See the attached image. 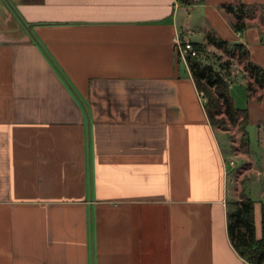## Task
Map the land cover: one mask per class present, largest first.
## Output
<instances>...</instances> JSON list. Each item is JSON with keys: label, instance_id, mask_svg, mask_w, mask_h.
I'll return each mask as SVG.
<instances>
[{"label": "crops", "instance_id": "obj_1", "mask_svg": "<svg viewBox=\"0 0 264 264\" xmlns=\"http://www.w3.org/2000/svg\"><path fill=\"white\" fill-rule=\"evenodd\" d=\"M236 3L264 0H0V264H249L227 234L246 157L174 44L218 69L210 33L264 65L258 19L237 33L222 8Z\"/></svg>", "mask_w": 264, "mask_h": 264}, {"label": "trees", "instance_id": "obj_2", "mask_svg": "<svg viewBox=\"0 0 264 264\" xmlns=\"http://www.w3.org/2000/svg\"><path fill=\"white\" fill-rule=\"evenodd\" d=\"M182 5H194L202 2L193 0H178ZM258 7L256 4H230L223 5L226 12H232L235 21L232 24L237 33H242L248 27L246 19L256 17ZM263 40V39H262ZM207 44L220 49L225 55L236 58L242 65L245 72H248L247 91L249 98L254 97L255 90L261 91V98H264V67L254 63L248 54V49L241 43H228L208 33ZM198 57H187L188 68L191 71L193 82L198 93L206 99L204 112H206L210 124L214 127H226V125L239 126L246 136L248 127V111L235 107L230 97L229 81V60L220 62L218 69L210 64H202V46L194 44ZM219 60V58H218ZM259 98L260 102L262 99ZM240 198L231 203L227 213V234L235 252L238 253L249 264H264V201L260 202L262 234L260 239L255 236L256 227L254 224L255 201L245 195L244 191L239 193Z\"/></svg>", "mask_w": 264, "mask_h": 264}, {"label": "rangeland", "instance_id": "obj_3", "mask_svg": "<svg viewBox=\"0 0 264 264\" xmlns=\"http://www.w3.org/2000/svg\"><path fill=\"white\" fill-rule=\"evenodd\" d=\"M256 18L258 19L257 24L261 25V27L257 26V28L260 30V37L263 39L262 44L264 48V7L257 9ZM203 48L202 52H204V58L208 57L206 60L216 65L218 62L217 57L213 53L207 52L205 47ZM221 58L222 61L229 60L230 62L228 67V73L231 76V78H229V93L230 97L233 99L235 107L238 109L250 110V104L255 103L260 104L257 107L261 110H264V98L262 99L260 96L261 91L255 90L254 85V97L249 98V96H247V84H242L241 82L243 81L247 83L249 80L248 72L244 71V68L236 58L230 60L229 57L224 53ZM260 66L264 67L263 64ZM259 98L262 99L260 102L258 101ZM259 125H262L263 127L261 131H259ZM225 128L228 129L230 139L233 142L231 149L232 153L237 154L239 152L243 154L244 157H246V161H240L241 165L236 167L237 169L233 171L232 187L234 196H236V199H239L240 196L238 190L242 188L241 192L245 191L246 196H248L250 199H253L255 202L264 201V115H255L253 112L250 116L248 115V127L246 132L248 133L247 136L249 139V147H247V145L243 142L244 139L242 138V142L239 143V126L226 125ZM236 165H238V163H236ZM230 168H234V166H231Z\"/></svg>", "mask_w": 264, "mask_h": 264}, {"label": "built area", "instance_id": "obj_4", "mask_svg": "<svg viewBox=\"0 0 264 264\" xmlns=\"http://www.w3.org/2000/svg\"><path fill=\"white\" fill-rule=\"evenodd\" d=\"M174 44L176 47V50L180 56H182L184 59L187 57H198L197 50L194 47V43L192 41H188L184 39L181 36H177L174 38ZM200 98L203 103H205L206 99L200 95Z\"/></svg>", "mask_w": 264, "mask_h": 264}]
</instances>
